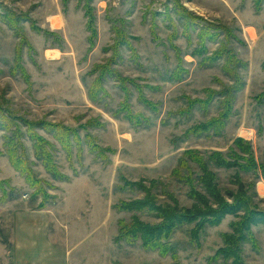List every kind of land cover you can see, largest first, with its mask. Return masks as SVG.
Returning a JSON list of instances; mask_svg holds the SVG:
<instances>
[{"label":"rangeland","instance_id":"obj_1","mask_svg":"<svg viewBox=\"0 0 264 264\" xmlns=\"http://www.w3.org/2000/svg\"><path fill=\"white\" fill-rule=\"evenodd\" d=\"M56 213L264 264V0H0V263Z\"/></svg>","mask_w":264,"mask_h":264},{"label":"crops","instance_id":"obj_2","mask_svg":"<svg viewBox=\"0 0 264 264\" xmlns=\"http://www.w3.org/2000/svg\"><path fill=\"white\" fill-rule=\"evenodd\" d=\"M92 217L93 214L88 219L91 223L84 220L83 213H56L55 224H50L54 219L52 216L41 232L35 225L26 227L27 233L36 238L32 242L17 238L12 248L13 257L0 264H172L168 259L146 251L116 254L113 240L111 245L100 241L102 227L98 222L94 226ZM82 223L92 226H82Z\"/></svg>","mask_w":264,"mask_h":264},{"label":"trees","instance_id":"obj_3","mask_svg":"<svg viewBox=\"0 0 264 264\" xmlns=\"http://www.w3.org/2000/svg\"><path fill=\"white\" fill-rule=\"evenodd\" d=\"M11 162L13 166L17 168V170L23 173H27V171L24 168L22 169L15 162L14 156H12ZM51 172L53 174H56L55 171H51ZM208 186L211 187V184H208ZM138 204L141 205L140 203ZM121 205H122L121 210L138 211L141 209L139 205H133L132 207V206H128V204L124 202L121 203ZM166 218H168L167 223H164L161 226H150L143 222L136 221V219L135 220L133 219L134 221L130 225L127 223L120 222V233L116 239L118 241L126 240L127 242H135L138 239H141L143 242V246L146 250L159 252L162 256H167V255L175 256L176 251L173 245L171 244V242L169 241V239L172 236L173 230L177 228V223L179 222L175 220L176 217H174L173 215H169V217L167 216ZM183 222L184 219L180 223Z\"/></svg>","mask_w":264,"mask_h":264},{"label":"built area","instance_id":"obj_4","mask_svg":"<svg viewBox=\"0 0 264 264\" xmlns=\"http://www.w3.org/2000/svg\"><path fill=\"white\" fill-rule=\"evenodd\" d=\"M245 137H252V131H251V130H248V131L245 133Z\"/></svg>","mask_w":264,"mask_h":264}]
</instances>
